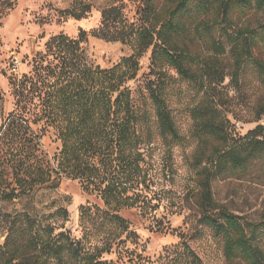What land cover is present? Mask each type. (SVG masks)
Segmentation results:
<instances>
[{
  "label": "trees",
  "instance_id": "trees-1",
  "mask_svg": "<svg viewBox=\"0 0 264 264\" xmlns=\"http://www.w3.org/2000/svg\"><path fill=\"white\" fill-rule=\"evenodd\" d=\"M122 8H104L90 33L128 45L130 55L110 67L94 65L82 47L85 30L77 37L59 32L33 56L31 70L10 81L13 109L0 126V204H25L10 211L0 205V264H115L102 253L124 241L121 233L134 231L119 210L139 203L141 149L151 143L128 85L137 81L147 51L143 85L162 138L181 140L164 94V68L201 93L192 109L201 177L196 222L218 238L226 264H264V216L249 220L212 194L216 179L264 180V122L234 135L219 91L226 77L237 87L248 73L264 86V0H140L131 20ZM88 11L83 4L69 14L80 19ZM258 108L255 121L264 117V104ZM35 124L51 128L60 143L52 159L39 147ZM63 177L103 201L79 211L80 230L101 231L102 246L87 247L85 234L70 235L66 207L33 205L38 190L56 189ZM179 247L170 260H197L187 245Z\"/></svg>",
  "mask_w": 264,
  "mask_h": 264
},
{
  "label": "rangeland",
  "instance_id": "rangeland-1",
  "mask_svg": "<svg viewBox=\"0 0 264 264\" xmlns=\"http://www.w3.org/2000/svg\"><path fill=\"white\" fill-rule=\"evenodd\" d=\"M140 0H0V126L13 109L10 81L19 79L31 70L32 58L43 50L47 39L59 32L77 37L79 30L86 31L82 47L94 65L110 67L122 57L131 54L130 47L120 42H110L95 37L90 31L98 27L101 11L111 5H122V13L129 20L135 15ZM83 4L89 11L83 18L75 19L69 13L79 11ZM257 19L263 20L262 17ZM264 58V54L262 55ZM149 51L139 59L137 81L131 80L135 105L144 114L151 143L142 153V175L145 182L138 186L139 203L122 208L119 214L127 219L134 231L121 233L124 241L113 243L102 258L115 264H226L222 244L209 228L199 225L197 199L200 190V165L197 164L192 109L201 98L193 83L181 79L171 67L164 68V94L181 140L164 139L156 129L155 116L143 79L148 73ZM152 77V76H151ZM245 82L235 87L226 77L219 88L225 100L224 112L229 118L233 134L244 135L264 117L255 121L258 108L264 104V86L256 76L248 73ZM140 84V87L138 85ZM40 149L52 159L60 143L51 128L31 125ZM212 194L217 203L231 212L249 220L264 216V180L245 178L216 179ZM37 209L43 205L63 206L68 210L65 229L75 238L87 237L86 246L104 242L101 231H81L80 207L96 205L103 201L96 194L85 190L82 183L63 177L56 189H40L32 200ZM25 200L14 204L2 203V211L21 208ZM53 210H43L48 213ZM119 232V231H116ZM4 231L0 229V244ZM119 239H116L118 241ZM187 245L196 256L176 258L180 245ZM173 253V254H172Z\"/></svg>",
  "mask_w": 264,
  "mask_h": 264
}]
</instances>
